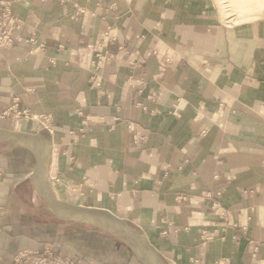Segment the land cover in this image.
<instances>
[{"label": "crops", "instance_id": "obj_1", "mask_svg": "<svg viewBox=\"0 0 264 264\" xmlns=\"http://www.w3.org/2000/svg\"><path fill=\"white\" fill-rule=\"evenodd\" d=\"M0 1L20 21L0 53V128L44 139L55 197L127 221L164 264H264V17L231 24L213 0ZM34 166L0 149V264L44 245L142 264L54 213Z\"/></svg>", "mask_w": 264, "mask_h": 264}, {"label": "water", "instance_id": "obj_2", "mask_svg": "<svg viewBox=\"0 0 264 264\" xmlns=\"http://www.w3.org/2000/svg\"><path fill=\"white\" fill-rule=\"evenodd\" d=\"M3 143L21 145L31 151L35 158L31 176L33 188L54 213L64 219L80 221L111 233L124 243L142 264H164L153 246L127 221L110 211L74 205L55 197L45 176L47 145L40 135L0 128V144Z\"/></svg>", "mask_w": 264, "mask_h": 264}, {"label": "built area", "instance_id": "obj_3", "mask_svg": "<svg viewBox=\"0 0 264 264\" xmlns=\"http://www.w3.org/2000/svg\"><path fill=\"white\" fill-rule=\"evenodd\" d=\"M1 2V1H0ZM0 53L3 48L12 45V33L15 29L20 27V21L15 17L7 6L0 3ZM10 112L16 119L30 117L29 111L25 109H19L16 105L11 107ZM10 114L3 113V116H9ZM137 139V136H135ZM54 248V247H53ZM58 256V257H57ZM32 259L34 264H75V261L71 257H65L61 253L55 251L51 247L46 249V253L38 251L35 254L32 252H22L16 256L17 262H26Z\"/></svg>", "mask_w": 264, "mask_h": 264}, {"label": "rangeland", "instance_id": "obj_4", "mask_svg": "<svg viewBox=\"0 0 264 264\" xmlns=\"http://www.w3.org/2000/svg\"><path fill=\"white\" fill-rule=\"evenodd\" d=\"M213 1L215 2L219 13L222 15V17L225 19V21H227L228 23H231V24L232 23L247 22V21H251V20H255V19L264 17V1L261 2V0H260L259 6L253 5L254 2H252L250 0H244L243 3H240L242 1H238V0H213ZM0 3H2L4 6H7V4H5L3 2H0ZM250 5H253L252 9L250 11H247L248 7ZM7 8H8V6H7ZM1 11L2 10L0 8V12ZM15 30H17V29H15ZM14 31H13V33H14ZM13 33H12V40H13ZM12 44H13V41H12ZM6 48H8V47H6ZM5 113H7V111H5ZM11 115H13V114L11 113ZM29 115H30V113H29ZM31 117H32V115H30V118ZM11 144L12 143L0 144V145H2L0 147V149L3 150L6 147H10ZM48 247H51L52 249H55V251H57L58 253L60 252V251H58L57 247H54V246H51V245H44L43 248L40 250V252H42V254H45L46 253V249ZM22 252H24V251H22ZM22 252H20V253H22ZM36 252H38V251H35V252H32V253L35 254Z\"/></svg>", "mask_w": 264, "mask_h": 264}, {"label": "bare ground", "instance_id": "obj_5", "mask_svg": "<svg viewBox=\"0 0 264 264\" xmlns=\"http://www.w3.org/2000/svg\"><path fill=\"white\" fill-rule=\"evenodd\" d=\"M238 1H242V2H240V3H243L244 2V0H238ZM250 1H252V2H254L253 3V5H256V6H259V4H260V0H250ZM264 0H261V2H263ZM253 5H250L249 7H248V10L247 11H250L251 9H252V6Z\"/></svg>", "mask_w": 264, "mask_h": 264}]
</instances>
